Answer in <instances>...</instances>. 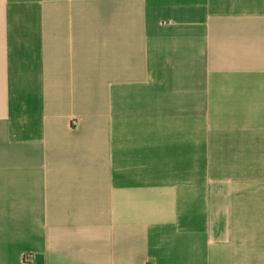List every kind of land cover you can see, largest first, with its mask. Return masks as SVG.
<instances>
[{
	"label": "crops",
	"instance_id": "1",
	"mask_svg": "<svg viewBox=\"0 0 264 264\" xmlns=\"http://www.w3.org/2000/svg\"><path fill=\"white\" fill-rule=\"evenodd\" d=\"M0 264H264V0H0Z\"/></svg>",
	"mask_w": 264,
	"mask_h": 264
},
{
	"label": "rangeland",
	"instance_id": "2",
	"mask_svg": "<svg viewBox=\"0 0 264 264\" xmlns=\"http://www.w3.org/2000/svg\"><path fill=\"white\" fill-rule=\"evenodd\" d=\"M192 165H193V167H200V165H201V160H200V159H197V158H194V159L192 160Z\"/></svg>",
	"mask_w": 264,
	"mask_h": 264
}]
</instances>
